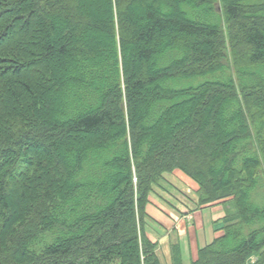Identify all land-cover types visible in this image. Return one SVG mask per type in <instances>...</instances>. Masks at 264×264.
Returning a JSON list of instances; mask_svg holds the SVG:
<instances>
[{
    "label": "trees",
    "instance_id": "16d2710c",
    "mask_svg": "<svg viewBox=\"0 0 264 264\" xmlns=\"http://www.w3.org/2000/svg\"><path fill=\"white\" fill-rule=\"evenodd\" d=\"M86 1L0 0V264H161L175 170L227 206L191 264H264V0Z\"/></svg>",
    "mask_w": 264,
    "mask_h": 264
},
{
    "label": "crops",
    "instance_id": "0c3cea01",
    "mask_svg": "<svg viewBox=\"0 0 264 264\" xmlns=\"http://www.w3.org/2000/svg\"><path fill=\"white\" fill-rule=\"evenodd\" d=\"M170 175L174 182H180L182 187L177 186L172 180L185 197H190L194 209H190L185 201H182L180 198L178 202L172 198L173 205H171L168 202L170 200L165 198V195L161 193L162 191L154 188L151 194L148 214L163 232H158L160 234L158 236H155L153 233L151 234L150 231H146V234L153 242L158 244L156 251L161 261L164 259L169 264H173L172 246L178 244L181 249L183 264H190V261L197 258L200 248L212 243L214 239L223 234L222 219L226 215V204L218 202L202 206V209H197L198 198L196 189H198V185L179 170L172 172ZM165 207H173L172 210L177 215H174V212L169 211ZM173 229L175 230L174 238L171 237V233L169 234V230Z\"/></svg>",
    "mask_w": 264,
    "mask_h": 264
},
{
    "label": "rangeland",
    "instance_id": "374dc122",
    "mask_svg": "<svg viewBox=\"0 0 264 264\" xmlns=\"http://www.w3.org/2000/svg\"><path fill=\"white\" fill-rule=\"evenodd\" d=\"M88 2H90L89 0H87ZM87 1L85 2V6L87 7V10H90L91 12H103V10H104V8H103V6H101V4L102 3H105V1L106 0H92L91 2H90V4H91V6L89 7L87 4ZM137 7H140V8H144V6H143V4H141L140 2H138V1H136V4H135ZM101 28V27H100ZM102 29V28H101ZM100 29V30H101ZM67 36H68V34L67 33H65V35L63 36L64 37V39L66 40V38H67ZM106 36H108V35H104V38H100L101 39V41H105L106 43H108V37H106ZM66 42V41H65ZM230 60H229V65H230V68H231V71L232 70H235V68H236V65H234V63H233V60H234V57L232 56L231 58H229ZM253 72H255V69H253ZM49 85L48 86H46V88L49 90ZM49 92V95L52 97H54V95L56 94V91H55V87L52 85V87H50V91H48ZM215 108H212V110H214ZM180 118H182V117H180ZM83 139H85L84 137H80L79 138V140H81V141H83ZM86 139H88V138H86ZM89 140V139H88ZM84 142V141H83ZM180 171V170H179ZM182 172V171H181ZM183 173V172H182ZM171 173H168V174H165V175H163V180H162V182H160L159 183V185L156 187V189L158 190V191H162L161 193H163V195H165V198H167L168 200H170V201H168V202H170L171 203V205H173L172 203H173V201H172V198H174L175 200H176V202H178L179 201V198L182 200V201H185V203L190 207V209H194V207H193V202L190 200V197H185L184 195H183V193H182V191H180V189H178V187H176V185L177 186H181V184H180V182L179 183H177V182H174V180H173V178L171 177V175H170ZM185 174V173H184ZM42 177V181H44L45 180V175H42L41 176ZM189 177V176H188ZM190 178V177H189ZM191 179V178H190ZM172 180H173V182L176 184H174L173 182H172ZM194 181V180H193ZM195 182V181H194ZM182 187V186H181ZM165 192V193H164ZM196 192H197V198H198V192H199V187H198V189H196ZM152 193H153V191H152ZM151 193V194H152ZM188 196V195H187ZM155 197H156V195H155ZM199 199V198H198ZM155 200L156 201H158L157 200V198H155ZM151 202V195H150V197H149V203ZM147 204V206H146V213H147V215H149L148 213V208H149V205L150 204ZM163 203H164V201H163ZM165 204V203H164ZM215 204V203H214ZM220 204H222V203H220ZM207 204H202V205H200V204H197V209H202L201 207L202 206H206ZM166 209H168L169 211H172V212H174V215H177L176 213H175V211H173L172 210V208L173 207H171V208H168V207H165ZM230 208H234L233 206L232 207H229V204H228V209H230ZM196 209V208H195ZM175 210V209H174ZM232 212L234 213L235 212V209H232ZM224 213H225V211H224ZM154 227V228H153ZM144 228H145V233H146V231H150L151 232V234L153 233V234H155V236H158V235H160L158 232H163V230L161 229V228H159V225L158 224H156L155 222H153L150 218H147L146 219V221H145V226H144ZM174 232H175V230L173 229V230H169V234L171 235V237L172 238H174L175 237V235H174ZM219 238V237H218ZM217 239V238H216ZM215 240V239H214ZM213 240V241H214ZM174 245H178V244H174ZM173 245V246H174ZM160 259V258H159ZM160 261H161V259H160ZM191 262V261H190ZM161 264H169V262L168 261H165L164 259H162V261H161Z\"/></svg>",
    "mask_w": 264,
    "mask_h": 264
},
{
    "label": "bare ground",
    "instance_id": "6f19581e",
    "mask_svg": "<svg viewBox=\"0 0 264 264\" xmlns=\"http://www.w3.org/2000/svg\"><path fill=\"white\" fill-rule=\"evenodd\" d=\"M20 171H21V169H20ZM25 227H26V226H25ZM25 227H24V228H25ZM27 240H28V239H27ZM12 253H13V252H12ZM27 254H28V253H27ZM11 257H12V256H11ZM7 260H8V259H7ZM54 262H55V261H54ZM13 263H14V262H13ZM10 264H11V263H10ZM50 264H51V263H50Z\"/></svg>",
    "mask_w": 264,
    "mask_h": 264
}]
</instances>
